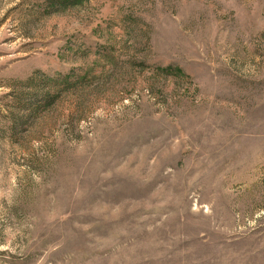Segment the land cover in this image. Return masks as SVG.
Wrapping results in <instances>:
<instances>
[{
    "label": "rangeland",
    "instance_id": "374dc122",
    "mask_svg": "<svg viewBox=\"0 0 264 264\" xmlns=\"http://www.w3.org/2000/svg\"><path fill=\"white\" fill-rule=\"evenodd\" d=\"M60 1L0 0V264H264V0Z\"/></svg>",
    "mask_w": 264,
    "mask_h": 264
},
{
    "label": "trees",
    "instance_id": "16d2710c",
    "mask_svg": "<svg viewBox=\"0 0 264 264\" xmlns=\"http://www.w3.org/2000/svg\"><path fill=\"white\" fill-rule=\"evenodd\" d=\"M77 1H78V0H77ZM60 2H63L64 7H67L68 5L70 6V5L75 4V2H74V1H71V0H62V1H60ZM51 3H52L53 5L57 4V2H56V3L51 2Z\"/></svg>",
    "mask_w": 264,
    "mask_h": 264
}]
</instances>
